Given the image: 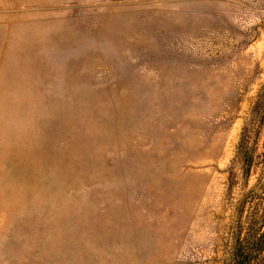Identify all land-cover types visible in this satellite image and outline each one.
<instances>
[{
	"label": "rangeland",
	"instance_id": "rangeland-1",
	"mask_svg": "<svg viewBox=\"0 0 264 264\" xmlns=\"http://www.w3.org/2000/svg\"><path fill=\"white\" fill-rule=\"evenodd\" d=\"M0 264H264V0H0Z\"/></svg>",
	"mask_w": 264,
	"mask_h": 264
}]
</instances>
